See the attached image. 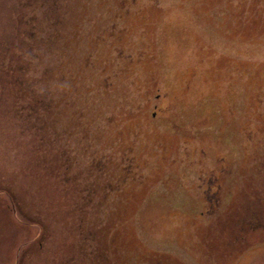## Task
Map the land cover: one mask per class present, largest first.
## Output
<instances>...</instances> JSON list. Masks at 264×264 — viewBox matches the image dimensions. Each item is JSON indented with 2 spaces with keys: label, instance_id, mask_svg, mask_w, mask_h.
Returning a JSON list of instances; mask_svg holds the SVG:
<instances>
[{
  "label": "rangeland",
  "instance_id": "374dc122",
  "mask_svg": "<svg viewBox=\"0 0 264 264\" xmlns=\"http://www.w3.org/2000/svg\"><path fill=\"white\" fill-rule=\"evenodd\" d=\"M0 264H264V0H0Z\"/></svg>",
  "mask_w": 264,
  "mask_h": 264
},
{
  "label": "flooded vegetation",
  "instance_id": "af4514ba",
  "mask_svg": "<svg viewBox=\"0 0 264 264\" xmlns=\"http://www.w3.org/2000/svg\"><path fill=\"white\" fill-rule=\"evenodd\" d=\"M155 106H156L155 110H153L151 112V116H153V117H155L157 115V113L159 112L158 108L160 107V105H158L157 103H155Z\"/></svg>",
  "mask_w": 264,
  "mask_h": 264
}]
</instances>
